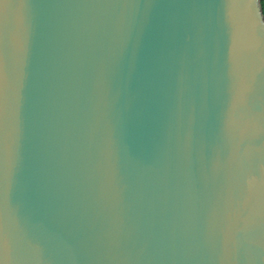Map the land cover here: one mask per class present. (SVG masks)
<instances>
[{
  "label": "water",
  "instance_id": "water-1",
  "mask_svg": "<svg viewBox=\"0 0 264 264\" xmlns=\"http://www.w3.org/2000/svg\"><path fill=\"white\" fill-rule=\"evenodd\" d=\"M262 0H0V264H264Z\"/></svg>",
  "mask_w": 264,
  "mask_h": 264
},
{
  "label": "trees",
  "instance_id": "trees-1",
  "mask_svg": "<svg viewBox=\"0 0 264 264\" xmlns=\"http://www.w3.org/2000/svg\"><path fill=\"white\" fill-rule=\"evenodd\" d=\"M261 4H262L263 13H264V0L261 1Z\"/></svg>",
  "mask_w": 264,
  "mask_h": 264
}]
</instances>
